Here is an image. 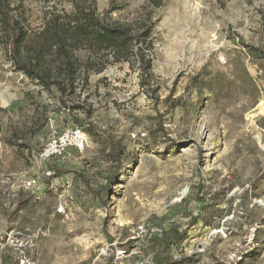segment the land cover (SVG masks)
Segmentation results:
<instances>
[{
	"label": "rangeland",
	"instance_id": "374dc122",
	"mask_svg": "<svg viewBox=\"0 0 264 264\" xmlns=\"http://www.w3.org/2000/svg\"><path fill=\"white\" fill-rule=\"evenodd\" d=\"M9 1L33 58L47 20L86 0ZM93 1L133 33L150 26L147 77L81 48L63 97L14 69L0 25V264H264V0ZM41 61L57 77L54 54ZM68 128L83 149L41 161Z\"/></svg>",
	"mask_w": 264,
	"mask_h": 264
},
{
	"label": "trees",
	"instance_id": "16d2710c",
	"mask_svg": "<svg viewBox=\"0 0 264 264\" xmlns=\"http://www.w3.org/2000/svg\"><path fill=\"white\" fill-rule=\"evenodd\" d=\"M113 1V0H111ZM226 0H217L223 3ZM152 8H160L165 0H146ZM108 2L107 8L99 10L93 0H86L84 7L76 8L67 16L55 15L47 20L41 37L40 48L36 56L26 57L27 31L23 22L13 14L9 0H0V25L6 33L4 47L15 70L22 72L26 77L35 80L44 89L54 88L63 97L72 95L81 76L83 66L74 57V52L87 49L96 56L100 53L111 55L114 62H131L139 64L141 76L147 77L150 70V60L146 59L144 49H150V26L142 23L138 30L128 25L111 23L107 20L108 13L113 10ZM53 53L57 64V77H54L50 68L41 61L44 54ZM93 69L90 63L85 64L84 72ZM100 71L102 68L99 69ZM87 82L86 78H82ZM81 80V81H82ZM9 100L13 96H8ZM33 97L25 93L22 101H31ZM92 112L85 113L88 121L87 133L108 150V156L114 163L119 161L122 149L118 143L90 120ZM159 131H163L161 117L155 118Z\"/></svg>",
	"mask_w": 264,
	"mask_h": 264
},
{
	"label": "built area",
	"instance_id": "2783aa9c",
	"mask_svg": "<svg viewBox=\"0 0 264 264\" xmlns=\"http://www.w3.org/2000/svg\"><path fill=\"white\" fill-rule=\"evenodd\" d=\"M86 143V135L77 128H68L57 135L39 154V159L45 161L51 157L60 156L68 148L82 150ZM57 212H62V208H58Z\"/></svg>",
	"mask_w": 264,
	"mask_h": 264
},
{
	"label": "bare ground",
	"instance_id": "6f19581e",
	"mask_svg": "<svg viewBox=\"0 0 264 264\" xmlns=\"http://www.w3.org/2000/svg\"><path fill=\"white\" fill-rule=\"evenodd\" d=\"M259 110L263 111L264 110V104L261 103L259 106H258Z\"/></svg>",
	"mask_w": 264,
	"mask_h": 264
}]
</instances>
